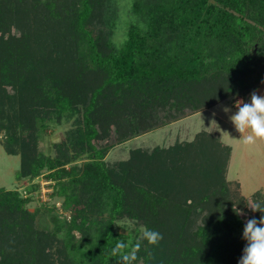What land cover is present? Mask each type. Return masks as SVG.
Segmentation results:
<instances>
[{
    "label": "trees",
    "instance_id": "trees-1",
    "mask_svg": "<svg viewBox=\"0 0 264 264\" xmlns=\"http://www.w3.org/2000/svg\"><path fill=\"white\" fill-rule=\"evenodd\" d=\"M113 2L0 0L4 150L19 155L21 177L51 182L71 214L37 231L33 198L0 189V264H121L111 249L142 235L118 232L125 220L163 236L142 241L134 264H238L244 225L262 215L248 206L264 198L248 201L227 181L232 150L216 131L167 137L115 163L105 155L262 78L264 0H132L119 47ZM73 116L55 155L42 154L41 133Z\"/></svg>",
    "mask_w": 264,
    "mask_h": 264
},
{
    "label": "rangeland",
    "instance_id": "rangeland-1",
    "mask_svg": "<svg viewBox=\"0 0 264 264\" xmlns=\"http://www.w3.org/2000/svg\"><path fill=\"white\" fill-rule=\"evenodd\" d=\"M131 3L132 0H114L113 2L116 23L112 40L117 47L125 41L127 22L134 19L130 15ZM253 78L252 86H249L250 84H236L233 94L228 99L210 109L194 113L187 118L160 127L151 133L139 135L121 144L114 145L107 150L105 160L110 163L127 160L131 150L137 148L151 150L155 146H161L167 137L179 138V140L184 141L193 139L197 132L203 130L216 131L222 143L230 146L232 150L226 174L227 181L239 184L240 194L248 201L255 192H260L264 198V142H257L253 145L243 144L240 134L230 120V117L237 111V101L249 102L250 93L254 89L257 90V94H264V76ZM78 107L80 109L79 105ZM224 108H229L230 111L225 112ZM76 118L77 116L64 118L60 120V123L52 124L49 129L41 133L37 149L44 155L54 156V144L66 139L67 133L76 127L74 124ZM111 141L112 138L108 142ZM81 160L83 161V159ZM81 160H78L77 164H80ZM19 172V155H8L5 152L3 137L0 135V189L16 190L22 197L31 196L33 198V201L27 205L26 211L33 215V225L37 231L53 230L59 224H55L53 221L54 216L57 217L60 223L64 220H70V212L62 208V199H54L50 196V182H46L47 180L43 176L31 181L28 178L21 177ZM35 184L39 188L34 190ZM129 225H132V227H129ZM142 229L135 221L125 220L117 224L118 232H126L131 237L136 232L141 233ZM72 235L75 238L80 236L79 232L75 230H72Z\"/></svg>",
    "mask_w": 264,
    "mask_h": 264
},
{
    "label": "clouds",
    "instance_id": "clouds-1",
    "mask_svg": "<svg viewBox=\"0 0 264 264\" xmlns=\"http://www.w3.org/2000/svg\"><path fill=\"white\" fill-rule=\"evenodd\" d=\"M237 111L230 117L236 131L240 134L242 143L253 145L264 142V94H257V90L250 93L249 102H236ZM225 112L230 111L224 108ZM247 133V134H246ZM252 212L259 211L262 215L259 221L248 219L243 228V239L247 242L238 264H264V203L253 201L248 206ZM132 227V225H129ZM163 236L160 232L144 227L140 239L133 243L118 241L111 249V256H118L121 264H134L137 261L142 241L149 246H157Z\"/></svg>",
    "mask_w": 264,
    "mask_h": 264
},
{
    "label": "built area",
    "instance_id": "built-area-1",
    "mask_svg": "<svg viewBox=\"0 0 264 264\" xmlns=\"http://www.w3.org/2000/svg\"><path fill=\"white\" fill-rule=\"evenodd\" d=\"M46 182H49V181H46ZM50 183H51V182H50ZM49 185H51V184H49ZM38 188H39V187H38ZM50 190H51V192H52L51 186H50ZM51 192H50V193H51Z\"/></svg>",
    "mask_w": 264,
    "mask_h": 264
}]
</instances>
